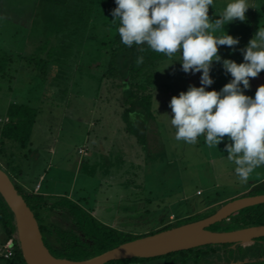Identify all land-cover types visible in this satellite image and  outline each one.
Segmentation results:
<instances>
[{"label": "rangeland", "instance_id": "1", "mask_svg": "<svg viewBox=\"0 0 264 264\" xmlns=\"http://www.w3.org/2000/svg\"><path fill=\"white\" fill-rule=\"evenodd\" d=\"M47 1L38 4L34 0H0V47L14 59L7 74L0 77V129L11 104L28 105L40 112L31 147L16 152L12 159H4L23 171L21 183L40 181L42 189L38 194L43 196L51 193L71 198L73 193V198L90 209L97 220L132 235L158 229L160 221L167 222L171 215L179 219L207 215L217 204L242 198L257 186L262 187L256 192L264 195V166L257 168L247 182H241L235 174V164L226 159L227 137L217 148L209 147L203 135L195 144L175 139L169 102L190 85L201 86L202 73H185L177 61L178 54L160 63L151 88L155 120L148 124L146 142L139 143L126 131L121 102L125 98L124 87L116 88L105 79L107 66L95 65V42L106 30L100 8L95 9L85 27L72 23V10L68 8L58 10L63 16L60 20L47 13L41 17L42 7H49L50 13L60 0ZM229 2L215 0L209 16L217 18ZM249 3L246 21L237 19L225 25L226 32L239 37L240 43L235 51L220 46L222 58L243 62L240 50L259 28L264 29V18L252 0ZM255 4L263 7L264 0ZM41 18H49L47 30H43ZM55 28L62 30L58 36L44 37ZM52 46L53 57L49 54L52 58L45 71L33 69L35 63L29 64L28 59L37 53L45 57L47 52L43 51ZM211 76L215 82L206 89L209 91H219L231 80L222 62H214ZM250 84L245 94L254 96L258 87L264 85V70L250 78ZM126 116L129 123L138 121L136 113ZM81 149L83 155L79 154ZM172 216L170 220L174 222ZM43 217L47 222L58 223L49 211ZM208 229L222 232L231 227L216 223ZM2 248L3 245L0 253Z\"/></svg>", "mask_w": 264, "mask_h": 264}, {"label": "trees", "instance_id": "2", "mask_svg": "<svg viewBox=\"0 0 264 264\" xmlns=\"http://www.w3.org/2000/svg\"><path fill=\"white\" fill-rule=\"evenodd\" d=\"M34 1L39 4L41 1L46 0ZM256 1L252 0L251 4L256 7L257 12H260L262 19V17L264 18V5L263 7L256 6ZM52 2L55 3V0H52ZM115 7V0H60L56 2L55 7H52L50 13L49 7H42L41 17L47 13L54 15L53 17L55 18L58 17L60 20L63 16H59L58 10L64 11L68 8L72 10V23H81L87 27L96 11L95 9L100 8L101 14L105 19L104 29L106 30L104 35H101L95 42L93 53L95 54V65L98 63L103 68L107 66L105 73H103L105 79L112 81L116 88L124 87L125 98L121 102H123L125 107L126 131L135 136L139 143H145L149 135L148 124L155 120L152 110L153 96L151 88L156 78L157 68L167 56L151 50L146 44L133 45L132 47L124 45L118 33L119 23L112 21V10ZM39 8L37 6L36 9ZM48 20L49 18L46 20L41 18L42 23L45 24L43 30H47L46 23ZM55 29L57 30H48L44 37L58 36L62 30ZM43 30H40L41 34ZM49 43V40L45 41V46L48 47ZM47 47L43 51L47 52L45 57H41V53H37L28 59L29 64L35 63L33 69L38 70L37 68H39L40 71H45L49 65V60L53 57L52 54L55 48L52 46L50 47L51 49H48ZM141 48L144 50L141 51ZM141 56L143 57V62L137 63V58ZM100 59H103L102 61L104 62ZM12 61H14L13 56L0 47V77H4L7 74ZM127 113H136L135 118L138 121L129 123L126 116ZM39 115L38 109L24 104H11L7 107L6 122L2 124L0 129V168L9 175L15 188L33 212L38 222L43 242L49 252L56 258L71 261L87 260L121 244L183 224L202 220L214 214L227 203H219L212 208L211 213L197 216L196 218L179 219L171 215L175 219L174 222H171L170 216L167 222L165 220L160 221L162 224L158 229H154L144 235H132L113 229L97 220L90 209L83 207L80 200L69 198L68 196H43L39 195V192L35 193L33 191L34 188L26 189L23 187V183L20 182L23 178L21 177L23 171L20 168L11 167L8 161L4 159L7 157L12 159L15 157L16 152H23L26 148L31 147V137ZM142 115L145 117L144 120L141 119ZM31 152V149L28 150L29 154ZM36 183L37 181L32 182L33 187L36 186ZM258 187L262 186L254 187L243 197L258 196L259 194L256 192ZM48 211L55 214L58 218V223L45 221L43 215ZM223 223L228 224L231 229H224L222 232L264 225V204L243 209L219 224ZM16 234L14 215L0 194V246L5 245L9 240H13V256L9 259L0 257V264H26L20 252ZM232 263L264 264V238L257 239L254 244L245 247L240 245L234 247L230 244L208 245L160 257L121 259L106 264Z\"/></svg>", "mask_w": 264, "mask_h": 264}, {"label": "clouds", "instance_id": "3", "mask_svg": "<svg viewBox=\"0 0 264 264\" xmlns=\"http://www.w3.org/2000/svg\"><path fill=\"white\" fill-rule=\"evenodd\" d=\"M115 4L112 21L119 23L124 45L146 44L169 59L178 54L185 73H202L201 86L190 85L169 102L175 139L195 144L203 135L209 147L217 148L227 137L226 159L235 164L240 181L247 182L264 166V85L254 96L245 94L251 88L250 78L264 70V29L259 28L240 50L241 63L222 58L219 48L228 46L235 51L239 45V37L228 34L225 25L237 19L246 21L249 0H230L215 19L209 16L215 0H115ZM142 62L143 57H138L137 63ZM214 62H222L231 76L219 91L206 90L215 82L211 76Z\"/></svg>", "mask_w": 264, "mask_h": 264}, {"label": "water", "instance_id": "4", "mask_svg": "<svg viewBox=\"0 0 264 264\" xmlns=\"http://www.w3.org/2000/svg\"><path fill=\"white\" fill-rule=\"evenodd\" d=\"M0 194L14 215L16 238L26 264H106L121 259L160 257L208 245L230 244L234 247L237 245L245 247L254 244L257 239L264 238V225L228 232H213L208 229L216 223L228 220L243 209L264 204V195H258L230 201L202 220L121 244L87 260L71 261L56 258L49 252L33 212L2 168Z\"/></svg>", "mask_w": 264, "mask_h": 264}, {"label": "built area", "instance_id": "5", "mask_svg": "<svg viewBox=\"0 0 264 264\" xmlns=\"http://www.w3.org/2000/svg\"><path fill=\"white\" fill-rule=\"evenodd\" d=\"M80 153H83L82 150H80ZM40 186H37L35 189V193L38 192ZM13 256V240H9L6 242L5 245H3V248L0 253V257L9 259Z\"/></svg>", "mask_w": 264, "mask_h": 264}, {"label": "crops", "instance_id": "6", "mask_svg": "<svg viewBox=\"0 0 264 264\" xmlns=\"http://www.w3.org/2000/svg\"><path fill=\"white\" fill-rule=\"evenodd\" d=\"M31 184H32V182H31V183H27V184L23 183V187L26 188V189H33V188H34L33 191L37 188V186H40V187H39V191L42 189V185H41L40 181H37L35 187H33V184H32V185H31ZM44 195H45V196H54V195L51 194V193H49V194L44 193ZM73 196H74V195H73V193H72V194L70 195V197L73 198ZM68 197H69V196H68Z\"/></svg>", "mask_w": 264, "mask_h": 264}]
</instances>
